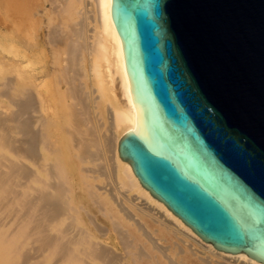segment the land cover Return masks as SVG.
<instances>
[{"label":"bare ground","instance_id":"6f19581e","mask_svg":"<svg viewBox=\"0 0 264 264\" xmlns=\"http://www.w3.org/2000/svg\"><path fill=\"white\" fill-rule=\"evenodd\" d=\"M0 63L13 71L2 85L14 106L9 116L0 108V264H126L100 236L114 230L126 247L131 227L169 264H212L211 255L198 254L204 250L221 264H264L203 240L120 158L118 141L134 127V106L111 0H0ZM103 167L117 192L109 180L94 182ZM78 174L91 180L86 191L107 219L84 209L100 236L80 223ZM132 190L131 204L155 229L124 204ZM173 238L183 243L173 242L178 258L159 242Z\"/></svg>","mask_w":264,"mask_h":264},{"label":"water","instance_id":"95a60500","mask_svg":"<svg viewBox=\"0 0 264 264\" xmlns=\"http://www.w3.org/2000/svg\"><path fill=\"white\" fill-rule=\"evenodd\" d=\"M142 186L203 240L264 263V0H111Z\"/></svg>","mask_w":264,"mask_h":264},{"label":"rangeland","instance_id":"374dc122","mask_svg":"<svg viewBox=\"0 0 264 264\" xmlns=\"http://www.w3.org/2000/svg\"><path fill=\"white\" fill-rule=\"evenodd\" d=\"M53 17H55V15L53 14ZM45 21H46V19H44ZM3 64V63H2ZM1 63H0V108L2 107H6V109L5 108H1V110H4L5 111V113H3V115L4 116H9L10 115V112L12 111V109H14V106L12 105V103H11V100L8 98V96L7 97H5L4 95H3V93H4V90H5V88H4V86L2 85V84H4L2 81H5V79H6V77L8 76H11L12 74H13V71H12V68L10 69L7 65L6 66H4V64L2 65ZM3 77H5V78H3ZM3 89V90H2ZM7 98V99H6ZM9 99V100H8ZM12 105V106H11ZM8 108V109H7ZM9 108H10V111H9ZM8 111H9V113H8ZM105 113V110L103 111V114ZM79 166H78V168L79 167H84L85 165H86V163H79L78 164ZM104 168V167H103ZM80 169V168H79ZM109 169V168H108ZM107 168H104V169H102V171L104 170V175H101V173L102 172H100V175L98 174V177H97V180H95L94 182L95 183H106V182H108V184H109V181H110V185H111V187H112V190H115L116 189V186H118L119 184H117V180L115 179V182H114V176H113V174L110 172V170H108ZM78 170V169H77ZM106 172V173H105ZM107 172H110V173H107ZM96 174V175H97ZM103 174V173H102ZM107 176H106V175ZM85 175V174H84ZM83 175V176H84ZM113 176V178H112V176ZM80 176V177H79ZM82 176V177H83ZM104 176H106L105 178H104ZM109 176V177H108ZM81 177V175H79L78 174V176H77V178H76V182H75V184H74V187H75V190H76V194L78 195V196H80V203L83 205V207L82 208H80V212H81V214H80V216H81V221H80V223L83 225V226H85L86 228H87V230L89 231V232H92V233H94V235H97V236H100V233L99 232H97L96 230L94 231V227L92 226V224H90L89 223V220H87V219H89L88 218V216L86 215V213L84 212V209H87V210H90L91 211V213L92 214H95V215H97V217H101V218H104V219H106L102 214H101V212H100V210H99V207H98V205L94 202V200H93V198L89 195V192H87L88 191V186H86V184L87 183H90L91 182V180H89L86 176L85 177H83L82 178ZM79 178H81L80 179V181H79ZM107 180H109V181H107ZM113 180V181H112ZM84 182V183H83ZM83 183L84 184V186H83V184L81 185V184ZM115 183H116V185H115ZM69 184V183H68ZM115 186V187H114ZM84 188V189H83ZM120 187L118 186L117 187V189H119ZM80 189H82V190H80ZM86 189H87V191H86ZM117 189L115 190L116 192H117ZM136 190H132V191H126V200H124V204L126 205V207L131 211L130 213H132V214H135L134 216L135 217H139V215H140V212H138V210L136 209V207H135V205H133V204H131V203H136V200H133V201H131L132 199H133V194H135L136 192H135ZM80 193V194H79ZM90 197H87V195ZM84 195V196H83ZM131 197H132V199H131ZM86 198H88V200L86 199ZM91 200H92V202H94L93 204H92V202H91ZM129 212V211H128ZM142 215V220H143V222L148 226V228L149 229H151V230H153V229H155L156 228V223L154 222L153 223V221L152 220H150L149 218H147L145 215H143V214H141ZM140 215V216H141ZM107 220V219H106ZM109 222V221H108ZM152 225H155V226H152ZM130 230L134 233V235H136V236H134V235H129L128 237H127V239L129 238V239H131L130 241H128V243L130 242L131 244H132V246H130L129 244H128V246H124V245H119V243H122L123 244V240L121 239V237L119 236V234H118V232H116V231H114V230H110V234H109V237H107V238H104V236H100L101 237V239H106L105 240V242H107V245H109L111 248H113L117 253H119L120 255H122L123 257H124V259L126 260V264H130V262H129V260L131 261V264H169L168 262H167V259L166 258H164V256L162 255V253H160V252H158L157 250H153L152 251V249H151V246H149V245H151L150 244V242L147 240V238H145L144 236H142V235H139V232H137L136 231V229L135 228H133V227H131L130 228ZM114 231V232H113ZM134 231H136V232H134ZM156 233V234H155ZM153 232L152 233V235L154 236V237H156L157 236V234L159 235V233L158 232ZM113 236H114V238H113ZM142 236V237H141ZM143 238V239H142ZM186 241H190L191 242V240L190 239H188L187 240V238H185V237H183ZM113 239V240H112ZM118 239H120L121 241H119ZM109 240H112V241H110L109 242ZM137 240V241H136ZM163 240H164V242H163ZM163 240H160L159 242H160V244L163 246V247H166L167 249L165 250V252L170 256V257H173V258H178L179 256L178 255H180V254H178L177 252H178V248H177V246H175L174 244H173V242L174 241H176V243L177 244H179V245H183V243L180 241V240H177L176 238H173V239H163ZM173 240V241H172ZM144 241V242H143ZM134 243V244H133ZM138 243H140V244H138ZM143 243V244H142ZM126 244H127V242H126ZM148 244V245H147ZM114 245V246H113ZM147 245V246H146ZM117 246V247H116ZM139 246L141 247V248H139ZM195 246L199 249H201L202 250V248L199 246V245H197V244H195ZM122 247V248H121ZM144 247V248H143ZM118 248V249H117ZM139 248V249H138ZM172 248V249H171ZM121 249V250H120ZM122 249H124V250H122ZM142 253V250H143V252L145 253H143V255L142 254H140V252H138V253H136L138 250ZM126 250V251H125ZM127 250H128V252H127ZM137 250V251H136ZM150 250V251H149ZM119 251V252H118ZM123 251H125V252H123ZM172 251V252H171ZM122 252H123V254H122ZM124 253H125V255H124ZM126 253H131V254H126ZM211 255L210 257H211V262L210 263H212V264H221L220 262L221 261H223L220 257H218V256H215V255H213V254H211L210 252H207V251H205L204 250V253H201V252H198V254L200 255V254H202V255ZM147 254V255H146ZM138 255V259H137V256ZM146 255V256H145ZM212 255H213V257H212ZM129 256V257H128ZM131 256V257H130ZM178 256V257H177ZM134 257V258H133ZM141 257V258H140ZM158 258V259H157ZM216 258V259H215ZM157 259V260H156ZM133 260H135L134 262H133ZM149 260V261H148ZM151 260V261H150ZM142 261V262H141ZM147 261V262H146ZM162 261V262H161ZM166 262V263H165ZM95 263H98V261H96ZM189 264H200L198 261H196V260H190V262H189Z\"/></svg>","mask_w":264,"mask_h":264}]
</instances>
